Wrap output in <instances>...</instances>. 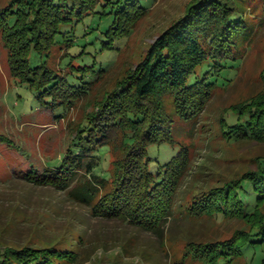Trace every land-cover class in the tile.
<instances>
[{"label": "trees", "instance_id": "1", "mask_svg": "<svg viewBox=\"0 0 264 264\" xmlns=\"http://www.w3.org/2000/svg\"><path fill=\"white\" fill-rule=\"evenodd\" d=\"M144 1H11L0 10V32L13 77L28 90L40 92V102L50 98L52 106L65 105L68 98H85L93 83L70 85L67 78L94 73L93 67L71 64L62 75L49 67L57 40L64 36L63 28H73L90 16H112L105 32L108 42L103 43L106 51H112L114 42L128 37L146 16ZM247 1L194 0L185 15L150 46L137 68L98 103L73 144L75 150L47 167L41 177L28 178L59 190L71 189V197L88 205L96 217L118 219L159 235L177 213L195 219L207 216L242 221L245 229L229 240L199 243L198 252L187 248V253L203 264H224L258 251L264 245V163L255 172L199 192L183 214L177 208L182 207H178L180 189L192 171L189 147L181 143L156 174L149 170L148 156L150 146L178 144L174 141L176 119L187 123L199 120L214 90L229 80L230 70L240 63L252 31ZM69 44L62 43L67 51ZM32 52L41 58L47 55L48 61L32 66ZM228 111L231 121L220 122L224 138L264 142V93ZM109 151L115 154L113 169L98 174L100 158ZM80 173L85 181L79 178ZM82 242L80 236L77 241L49 247H5L0 251V264H73Z\"/></svg>", "mask_w": 264, "mask_h": 264}, {"label": "rangeland", "instance_id": "2", "mask_svg": "<svg viewBox=\"0 0 264 264\" xmlns=\"http://www.w3.org/2000/svg\"><path fill=\"white\" fill-rule=\"evenodd\" d=\"M11 1L0 0V10L9 7ZM193 1H144L143 6H148L146 16L135 24L128 37L114 42L112 51H106L103 45L108 42L105 32L112 16H90L73 28H63L64 36L57 40L49 67L59 75L65 74L71 64L88 65L95 70L86 76H68L70 85L93 84L85 98H68L65 105L52 106L50 98L40 102V92L18 83L11 73L0 32V251L5 247L67 244L82 236L80 256L73 264H203L189 255L187 248L198 252L199 243L226 241L245 229L238 220L207 216L195 219L177 213L159 235L118 219L96 217L88 205L71 197V189L59 190L28 178L41 177L47 167L56 164L69 150H75L73 144L89 124L98 103L137 68L150 46L185 15ZM246 7L252 31L243 58L229 72V80L214 90L199 120L187 123L176 119L177 145L148 148L149 170L156 174L181 143L189 147L192 171L180 189L178 207H182L177 208L183 214L199 192L245 172H255L264 163V142L228 141L220 130L221 120L232 119L228 110L264 93V0H248ZM63 41L70 43L68 51ZM45 61L47 55L41 58L31 53L32 66ZM114 160L113 152H105L96 172H111ZM81 175L79 178L85 181ZM263 259L264 245L255 253L224 264H260Z\"/></svg>", "mask_w": 264, "mask_h": 264}]
</instances>
